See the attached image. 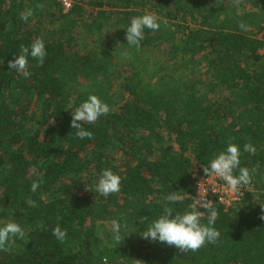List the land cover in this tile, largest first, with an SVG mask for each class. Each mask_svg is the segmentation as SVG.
I'll list each match as a JSON object with an SVG mask.
<instances>
[{
	"label": "trees",
	"instance_id": "obj_1",
	"mask_svg": "<svg viewBox=\"0 0 264 264\" xmlns=\"http://www.w3.org/2000/svg\"><path fill=\"white\" fill-rule=\"evenodd\" d=\"M145 13L160 28H145L140 47H130L126 28ZM262 35L264 0H75L66 13L56 0H0V226L14 221L25 232L0 251V264H264ZM37 37L43 66L29 56L28 77L10 70ZM90 94L110 111L81 122L92 138L79 139L71 113ZM229 142L253 190L232 207L213 205L218 241L182 253L144 239L165 207L194 210L191 172L205 174ZM249 142L254 155L243 150ZM104 169L121 178L107 197L95 191ZM172 191L176 203L166 199ZM196 211L207 225V210Z\"/></svg>",
	"mask_w": 264,
	"mask_h": 264
},
{
	"label": "clouds",
	"instance_id": "obj_2",
	"mask_svg": "<svg viewBox=\"0 0 264 264\" xmlns=\"http://www.w3.org/2000/svg\"><path fill=\"white\" fill-rule=\"evenodd\" d=\"M33 15L31 8L25 9L20 15V19L27 21ZM166 23V21H165ZM239 27L244 28L241 24ZM159 30L160 23L158 17L153 13H145L140 16L131 18L130 25L126 28V40L130 47L139 48L140 42L144 39L143 30ZM123 56L130 58V53L125 51ZM31 56L37 61L38 66H43L46 56L45 43L42 38L37 37L30 46L21 45L19 55H14L12 60L8 61V68L17 73H22L24 77H28L30 73L27 71L28 57ZM110 111L109 106L100 100L94 94H90L72 113L71 128L76 129V136L79 139H91L92 133L82 127L81 122L95 123L101 116L107 115ZM243 150L254 155L255 147L251 142L245 143ZM240 147L229 142L226 150L219 152L207 165L203 166V172L208 176L223 180L226 185L236 193H239L243 185H248L252 180V174L246 167L240 166ZM239 174H234L237 170ZM254 171V170H253ZM43 183L41 178L39 181H33L30 186L31 192H36ZM121 178L114 174L111 169L102 170L98 182L95 186V191L101 196L107 197L111 194L120 191ZM90 190L91 189H86ZM171 203H176L180 200L178 191H172L166 198ZM30 207L36 206V201L28 198L25 201ZM202 207L207 210V225L202 224V213L196 211H186L183 214L173 213L170 207H165L163 214L154 220L147 230L140 234L144 239L153 242L159 241L168 246H175L182 253L188 251H198L204 247L206 243L215 244L220 236L219 231L213 226L218 216V211L212 205V201L205 197L197 200ZM264 220V216L261 217ZM126 226V225H125ZM122 225L113 220L111 223L112 238L117 245L121 244L124 237L121 236ZM52 235L60 242L66 239L67 233L62 230L59 225H56L52 230ZM25 232L20 224L14 221L7 222L0 226V251L7 252L10 250V245L15 242V238L23 239Z\"/></svg>",
	"mask_w": 264,
	"mask_h": 264
},
{
	"label": "built area",
	"instance_id": "obj_3",
	"mask_svg": "<svg viewBox=\"0 0 264 264\" xmlns=\"http://www.w3.org/2000/svg\"><path fill=\"white\" fill-rule=\"evenodd\" d=\"M63 13L68 12L75 0H56ZM193 179V202L192 208L196 210L204 209L198 199L206 198L212 201V205H220L224 208H229L239 203L247 192L253 190L250 185H243L239 193L233 192L226 183L215 177L206 174H199L197 171L191 172ZM100 264H108L106 259H103Z\"/></svg>",
	"mask_w": 264,
	"mask_h": 264
},
{
	"label": "rangeland",
	"instance_id": "obj_4",
	"mask_svg": "<svg viewBox=\"0 0 264 264\" xmlns=\"http://www.w3.org/2000/svg\"><path fill=\"white\" fill-rule=\"evenodd\" d=\"M261 37L264 38V35H262ZM159 54V56H161L163 59L165 58V56L163 55L164 54V51H160V52H157ZM125 70V67L124 66H119L117 67L114 72H115V75L121 73V71ZM114 85H115V89L117 88L118 86V83H119V79L118 78H114Z\"/></svg>",
	"mask_w": 264,
	"mask_h": 264
}]
</instances>
